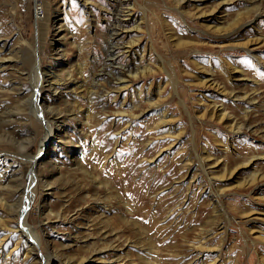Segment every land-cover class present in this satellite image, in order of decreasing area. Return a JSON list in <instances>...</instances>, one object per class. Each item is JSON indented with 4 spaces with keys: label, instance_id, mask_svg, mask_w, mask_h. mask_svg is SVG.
<instances>
[{
    "label": "rangeland",
    "instance_id": "374dc122",
    "mask_svg": "<svg viewBox=\"0 0 264 264\" xmlns=\"http://www.w3.org/2000/svg\"><path fill=\"white\" fill-rule=\"evenodd\" d=\"M43 254L264 264V0H0V264Z\"/></svg>",
    "mask_w": 264,
    "mask_h": 264
},
{
    "label": "bare ground",
    "instance_id": "6f19581e",
    "mask_svg": "<svg viewBox=\"0 0 264 264\" xmlns=\"http://www.w3.org/2000/svg\"><path fill=\"white\" fill-rule=\"evenodd\" d=\"M41 16V15H40ZM45 17L42 18L45 20ZM40 19V20H42ZM41 24V23H40ZM43 26V24H42ZM117 27V25H116ZM117 46L118 44L116 42H112L111 45L108 47L107 50V61L104 65L103 68V74H101V76H92L90 81H87L85 78L82 81V85H78L77 88L79 87H85V89L87 90V95H88V100L90 102L93 101V96H94V89L100 86V82L99 79H97V77H101L104 78L106 76L112 77L115 76L119 73V68L117 67L118 64H120V62L117 59L118 56V50H117ZM147 70V69H145ZM150 70V69H149ZM79 73L83 76L84 75V66L82 65L81 68L79 69ZM33 74L35 77V81H34V87L40 84V80H44L47 75V72L45 70L42 69V65H36L34 70H33ZM119 79H121V77H119ZM61 79L56 80V82L58 83ZM50 86H53L52 84ZM55 89L54 90H58L59 87L57 86H53ZM43 90V87L40 86V92L37 93V95H35V102L36 104L34 105L33 108V113L34 114H39L38 111L40 112V109H42V105L40 101H42V94L41 91ZM86 92V91H85ZM48 121L46 123V125L44 126V131L40 134V144L41 147L45 146L48 139L57 134L58 132V128L54 125L56 123V119L55 116H53L52 114H49L48 116ZM42 154V153H41ZM43 157L38 156L37 158H33L31 161V166L32 169L35 170L37 169V167L40 165V163L42 162ZM203 163V162H201ZM254 182V181H253ZM252 182V183H253ZM33 201H28L22 208L21 210H18L16 212V216L18 219H20V223H19V228L21 229V233L22 236H24V238L31 243L32 246L34 247H42V243H43V236L39 235L36 231H34L33 227L29 224L28 222V209L31 207ZM39 264H53L54 263V259L59 260V255L58 254H43L40 258H39ZM60 261V260H59Z\"/></svg>",
    "mask_w": 264,
    "mask_h": 264
},
{
    "label": "built area",
    "instance_id": "2783aa9c",
    "mask_svg": "<svg viewBox=\"0 0 264 264\" xmlns=\"http://www.w3.org/2000/svg\"><path fill=\"white\" fill-rule=\"evenodd\" d=\"M35 14H36L37 16L42 15V9L39 8V7H37L36 10H35Z\"/></svg>",
    "mask_w": 264,
    "mask_h": 264
}]
</instances>
